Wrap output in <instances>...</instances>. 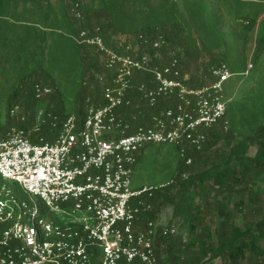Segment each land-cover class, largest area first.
Instances as JSON below:
<instances>
[{
  "label": "built area",
  "instance_id": "built-area-1",
  "mask_svg": "<svg viewBox=\"0 0 264 264\" xmlns=\"http://www.w3.org/2000/svg\"><path fill=\"white\" fill-rule=\"evenodd\" d=\"M69 13L82 18L78 2ZM98 32L71 35L96 49L103 68L81 119L55 113L46 84L33 85L32 111L22 102L8 109L11 125L0 130V264H158L156 238L178 230L148 217L150 199L175 178L132 187L138 153L171 144L189 165L186 150L201 151L211 132L229 128L222 91L236 73L225 63L197 85L162 34L116 43V52ZM123 108H136L140 119H126Z\"/></svg>",
  "mask_w": 264,
  "mask_h": 264
},
{
  "label": "trees",
  "instance_id": "trees-1",
  "mask_svg": "<svg viewBox=\"0 0 264 264\" xmlns=\"http://www.w3.org/2000/svg\"><path fill=\"white\" fill-rule=\"evenodd\" d=\"M19 2H22L25 13L33 15L31 18L15 19ZM27 2H30V7L27 6ZM75 2L79 3L82 12V18L79 20L69 13L70 5ZM218 2L219 0L214 2L183 0L185 8L183 13L179 10L176 0H158L156 3H152L151 0H101L97 7L85 0H61L58 16L49 0H0L1 48L16 51L21 61L20 68H23L22 75L16 77L17 84H14L7 97L6 115L9 107L16 102H22L28 109L33 110L37 104L32 95L33 85L46 84L53 89L50 103L55 113L61 117L71 113H75L80 119L83 117L85 98H94L100 92L96 75L103 72V68L96 57L90 56L86 46L78 44L71 38V35L81 29H88L91 32L98 27V34L104 44L116 52H121L122 48L114 43L113 35H134L138 41L139 36L152 40L162 34L167 41V50L176 51L182 70L184 59H191L200 52L214 56L208 62L210 68L225 63L229 60L231 49L226 45L227 33L219 26L222 11L216 6ZM222 4L226 6L225 13L229 19L245 23L242 24L245 33L256 26L258 17L264 13V0H222ZM214 6L217 7L215 10ZM263 26L262 23V30ZM186 27L190 28L191 36L188 38L183 36L181 39L179 36L181 33L185 35L189 32ZM263 36L264 34L256 36L250 59L252 63L264 49ZM142 50L149 49L143 47ZM56 57L63 61L69 57V61L77 64L81 72V79L74 90V101L69 108L65 107V98L58 90L54 79L36 71L37 68H41L45 58L51 61ZM85 67H93V72L89 73L86 79ZM189 80L197 85L204 83L197 75H190ZM136 111V108H123L121 113L129 120ZM146 113L148 115L149 111L146 110ZM136 118L140 119V116L137 114ZM10 125L11 121L7 117L6 122L0 124V130L3 131ZM19 126L25 125L20 123ZM220 132L217 130L211 132L205 144L207 146L214 144L213 142L220 138ZM251 144L256 145V150L253 156L248 157L246 153ZM229 152L222 164L214 165L210 170L201 171L195 176H190L186 172L190 164L185 165V159L179 157L178 169L181 170L177 175L170 177L177 176L178 181L175 179L174 183L154 192L150 199L152 210L148 217L157 218L154 205H158L159 208L171 204L174 216H181L187 222L186 229L190 234L189 241L183 239L181 235L158 236L155 242L158 264H203V259L207 256L220 257L219 264H264V214L254 224L241 229L233 222V213L221 207L218 209V221L212 235L208 229L197 231V223L201 216L199 207H196L195 212L189 209V204L184 207L183 199L193 198L190 190L194 182L200 184L205 180H211L213 186L223 189L234 187L241 181L244 183L250 181L249 186L245 184L246 186L242 185L240 188L234 187L237 190L235 193L239 195V201L235 205H242L244 194L253 207L257 205L258 191L254 190L252 185L256 184L254 179L258 178L257 175L264 174V123L258 125L253 136L236 143ZM201 153L186 150L185 156L194 160ZM238 170L240 179L236 176ZM183 172L187 173V177L182 179L180 175ZM251 172L256 176L251 178ZM173 187L178 188L175 194L170 192ZM178 197L182 201L178 200Z\"/></svg>",
  "mask_w": 264,
  "mask_h": 264
},
{
  "label": "rangeland",
  "instance_id": "rangeland-1",
  "mask_svg": "<svg viewBox=\"0 0 264 264\" xmlns=\"http://www.w3.org/2000/svg\"><path fill=\"white\" fill-rule=\"evenodd\" d=\"M49 1L53 6V10L59 16L61 0ZM85 1L92 2L97 7L101 0ZM151 1L152 3H156L158 0ZM176 1L179 10L184 13L183 0ZM209 1L214 2V0ZM27 6H31L30 2H27ZM216 6L219 7L218 9L221 8L222 15L219 17V26L227 33L226 45L231 49L229 60L225 63L231 71H236V74L224 83L222 91L224 99L227 100L225 117L228 120L229 128L225 132L218 131L221 133V136L217 141L213 142L214 144L209 146L204 144L201 150L202 153L194 159L195 161L192 160L190 168L186 170L190 176H195L201 171L210 170L214 165L219 166L222 164L233 145L242 140H248L253 136L258 125L264 123V49L253 60V63L251 62L253 66L249 70L248 75L245 76L239 73L245 69L252 57L256 36L264 34V29L262 30L261 28L262 23L264 24V13L258 17L256 26L245 33L242 29V24L245 25V23L241 20L229 19L225 13L226 6L222 4V0H219ZM216 6H214V10L217 8ZM32 16L24 12L23 4L19 2L15 19L26 20ZM186 28L189 32L185 35L181 33L179 35L181 39L183 36L187 38L191 36L190 33L192 32L190 28ZM112 38L114 43L127 40L126 42H129L130 45H134L135 41L134 35L117 34L113 35ZM85 48L89 51L90 56L96 57L100 61V55L96 49L93 47ZM213 58V55L206 52H200L191 59L185 58L183 64L184 75H197L204 81H207L210 69L208 62ZM20 66L21 61L17 57L16 51L12 52L10 49L1 48L0 45V124L5 123L7 120L5 110L6 100L14 84L17 82L16 77L21 76L23 73V68H20ZM85 68L84 79L87 78L89 73L93 72V67ZM36 71L54 79L55 84L58 85V90L65 98V107L69 108V105L73 104L74 101V90L77 89V84L81 79L78 65L69 61V57L64 61L58 57L51 61L45 58L41 68H37ZM227 135L230 137L228 138ZM210 142L212 143V139ZM255 150V144L249 145L246 155L248 157L253 156ZM137 156V162L131 174L132 187L165 182L171 176L177 175L179 170H181L180 168L178 169L179 149L175 145L148 144L140 150ZM239 171L236 175L238 178ZM254 175L256 176L254 172L250 173L251 178ZM257 176L258 178L254 179L256 184L252 185V188L258 191L256 208L250 204L246 194H244L242 205H235L239 201V195L235 193L237 191L235 188H240L245 184L249 186L250 181H247V183L241 181L234 186L235 188L228 187L225 189L213 186L211 180H205L200 184L194 182L193 188L190 190L193 193V198H185L186 200L183 199V203L184 207L189 204V209L192 212L196 211V207H199L201 210L200 220L197 223V231L202 232L208 229L213 235L212 231L218 221V209L221 207H225L233 213V222L241 229L258 221L264 214V174ZM177 178L176 176L175 179L178 181ZM177 190V187H173L170 192L175 194ZM178 200H181V198L178 197ZM154 208L157 210L156 219L173 223L178 230L176 235H181L183 239L190 240L189 231L186 229L187 222L181 216H174L173 205L165 204L159 208L158 205H154ZM251 226L254 227V225ZM203 261V264H219L221 258L207 256Z\"/></svg>",
  "mask_w": 264,
  "mask_h": 264
}]
</instances>
